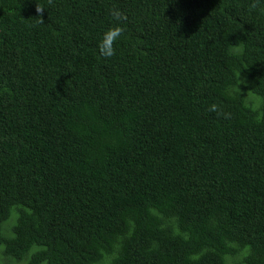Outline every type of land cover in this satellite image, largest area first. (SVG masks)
I'll return each instance as SVG.
<instances>
[{"label":"trees","instance_id":"1","mask_svg":"<svg viewBox=\"0 0 264 264\" xmlns=\"http://www.w3.org/2000/svg\"><path fill=\"white\" fill-rule=\"evenodd\" d=\"M38 2L0 0L4 255L264 264V0Z\"/></svg>","mask_w":264,"mask_h":264},{"label":"clouds","instance_id":"2","mask_svg":"<svg viewBox=\"0 0 264 264\" xmlns=\"http://www.w3.org/2000/svg\"><path fill=\"white\" fill-rule=\"evenodd\" d=\"M52 5H53V0H48V6H52ZM35 7L37 12L36 16L39 18L37 22L42 24L44 23L43 13L47 9V7L43 4H40L38 0H36ZM252 7L255 8L256 4L253 3ZM112 14L118 21L120 19H126V15L123 14L122 12H119V10H112ZM122 34H123V27L119 22L114 26L108 28L103 33V37L98 45L101 56H103L104 58H110L115 55V44ZM209 110L213 112L218 111L217 106L215 104L211 105ZM224 115L227 117L229 114H224Z\"/></svg>","mask_w":264,"mask_h":264},{"label":"rangeland","instance_id":"3","mask_svg":"<svg viewBox=\"0 0 264 264\" xmlns=\"http://www.w3.org/2000/svg\"><path fill=\"white\" fill-rule=\"evenodd\" d=\"M9 220L13 221L12 218H10ZM244 252L245 251H241L236 257H230L228 260V264H240V259H241L240 256L243 255ZM26 259L27 258H24L20 261H14L11 258L6 257L0 248V264H25ZM42 264H46V263H42Z\"/></svg>","mask_w":264,"mask_h":264}]
</instances>
